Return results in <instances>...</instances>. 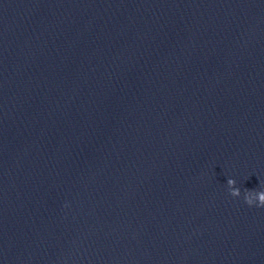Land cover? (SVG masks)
I'll list each match as a JSON object with an SVG mask.
<instances>
[{"label": "clouds", "instance_id": "clouds-1", "mask_svg": "<svg viewBox=\"0 0 264 264\" xmlns=\"http://www.w3.org/2000/svg\"><path fill=\"white\" fill-rule=\"evenodd\" d=\"M228 185L231 189L230 195L232 197L241 196V190L235 186L236 181L234 179H228ZM244 201L249 206L264 207V190L246 189L244 192Z\"/></svg>", "mask_w": 264, "mask_h": 264}]
</instances>
